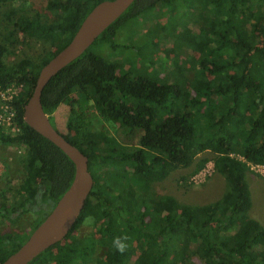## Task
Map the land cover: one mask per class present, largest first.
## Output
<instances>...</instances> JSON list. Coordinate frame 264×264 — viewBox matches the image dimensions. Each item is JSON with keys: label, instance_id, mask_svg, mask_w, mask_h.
<instances>
[{"label": "trees", "instance_id": "1", "mask_svg": "<svg viewBox=\"0 0 264 264\" xmlns=\"http://www.w3.org/2000/svg\"><path fill=\"white\" fill-rule=\"evenodd\" d=\"M27 1L0 0V17L13 27L0 38V88L23 87L11 102L20 131H0V146L24 147L16 165L6 163L8 189L0 192V217L11 225L0 229V264L74 178L72 159L26 123L24 108L41 68L103 0H47L44 10ZM156 8L162 19L141 29L139 19ZM30 41L36 47L22 52ZM99 43L131 48L154 71L130 56L106 57L94 49ZM42 103L50 118L70 106L61 133L88 155L95 184L68 236L29 264H264V225L250 213L247 182L248 162L264 165V0H135L52 77ZM99 123L127 139L137 134V145L124 149ZM208 151L227 183L219 199L191 204L155 194V182Z\"/></svg>", "mask_w": 264, "mask_h": 264}, {"label": "water", "instance_id": "2", "mask_svg": "<svg viewBox=\"0 0 264 264\" xmlns=\"http://www.w3.org/2000/svg\"><path fill=\"white\" fill-rule=\"evenodd\" d=\"M134 1L103 0L97 3L84 18L69 44L41 68L33 93L25 104L24 120L72 159L76 167L75 175L50 213L20 248L1 264L31 263L41 253L65 239L77 224L95 184L89 157L55 127L44 109L43 91L54 75L90 47Z\"/></svg>", "mask_w": 264, "mask_h": 264}, {"label": "rangeland", "instance_id": "3", "mask_svg": "<svg viewBox=\"0 0 264 264\" xmlns=\"http://www.w3.org/2000/svg\"><path fill=\"white\" fill-rule=\"evenodd\" d=\"M26 1V0H25ZM47 0H28L27 5H29L33 10L41 9L44 10L46 6ZM3 9L2 11H4ZM31 10V9H30ZM28 10V11H30ZM160 9H152L150 13L147 14L146 17H142L139 19V26L141 29H148L156 25L158 21L162 18L159 14ZM3 13V12H2ZM12 26H8L7 20L5 18L0 17V38L8 32L9 29H12ZM131 38V37H130ZM128 37L126 39L130 43ZM131 40V39H130ZM141 41H144L142 38ZM149 42V39H145V42ZM150 43V42H149ZM147 44V49L150 50V47ZM36 41H30L25 49H22V52L28 53L31 48L36 47ZM124 44V43H123ZM40 47V45H38ZM153 48V47H152ZM164 45L153 48L155 49V58H159L160 55L164 54ZM94 49L104 54L106 57L114 59L117 57H129L137 62L140 66H142L145 70L151 69L154 71L153 67L148 64L146 59H141L137 56H132L133 51L129 50L131 48H125L123 46H119L118 48H113L109 44L99 43L94 46ZM128 49V50H127ZM147 55V54H146ZM148 57V56H147ZM151 57V56H149ZM12 60V56L9 57L8 61ZM149 61V60H148ZM88 117H91L94 121L93 117L95 116L94 109L91 107H86L85 110ZM70 113L69 105H61L56 112L51 116V120L56 124L61 132L66 131V123ZM100 126L105 127L111 135L116 136V138L122 143L124 149L130 150L132 146L137 145L138 143V135L135 134L131 139H127L124 137L123 129L119 127H114L111 125H103L99 123ZM24 147L10 145L8 147L0 146V163L3 165V170H0V192L3 189H8L6 183L3 181L4 175L7 174V166L6 163L8 161L13 162L14 165L16 159L23 155ZM18 156V157H17ZM201 156V157H200ZM17 157V158H16ZM203 157H207L208 161L205 163L199 170H196L198 164L200 163ZM215 155L212 152L200 153L193 165L187 168L177 169L172 171L164 180H160L154 183V189L156 195H164L171 194L174 195L177 199L183 202H188L191 204H204L209 203L214 200L219 199L227 189V183L224 176L219 173L215 167ZM19 168V167H18ZM13 178L19 181L21 175L20 170L13 171ZM3 176V177H2ZM2 177V178H1ZM10 177L12 178L11 174ZM13 179V180H14ZM14 180V183H16ZM247 182L250 185L251 193L253 196V206L251 208V215L257 218L264 225V170L260 168H250V171L247 173ZM13 183V184H14ZM14 192V189H13ZM8 198H11L9 195ZM91 219L87 221V223L81 227L80 234L88 233L91 229L90 225ZM92 223V222H91ZM4 225V226H3ZM11 225L8 222L0 217V229H4L6 227H10ZM25 226H28L26 223ZM26 231L29 228H26ZM29 233L25 232L23 238L27 237Z\"/></svg>", "mask_w": 264, "mask_h": 264}, {"label": "built area", "instance_id": "4", "mask_svg": "<svg viewBox=\"0 0 264 264\" xmlns=\"http://www.w3.org/2000/svg\"><path fill=\"white\" fill-rule=\"evenodd\" d=\"M23 87L14 84L0 88V131L6 134L16 135L20 128L16 123V109L11 105L13 99L21 94ZM250 168H260L264 170V165L248 162ZM0 170L3 165L0 163ZM1 172V171H0Z\"/></svg>", "mask_w": 264, "mask_h": 264}, {"label": "crops", "instance_id": "5", "mask_svg": "<svg viewBox=\"0 0 264 264\" xmlns=\"http://www.w3.org/2000/svg\"><path fill=\"white\" fill-rule=\"evenodd\" d=\"M261 222V221H260Z\"/></svg>", "mask_w": 264, "mask_h": 264}]
</instances>
